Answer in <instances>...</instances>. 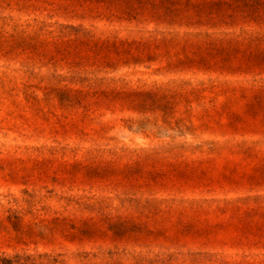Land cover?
<instances>
[{"label":"rangeland","instance_id":"374dc122","mask_svg":"<svg viewBox=\"0 0 264 264\" xmlns=\"http://www.w3.org/2000/svg\"><path fill=\"white\" fill-rule=\"evenodd\" d=\"M0 264H264V0H0Z\"/></svg>","mask_w":264,"mask_h":264}]
</instances>
